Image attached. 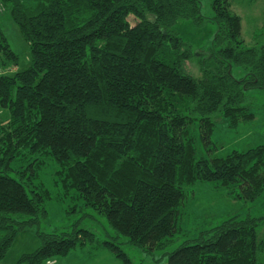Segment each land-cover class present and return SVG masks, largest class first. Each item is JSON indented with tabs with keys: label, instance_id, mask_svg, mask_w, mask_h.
Here are the masks:
<instances>
[{
	"label": "trees",
	"instance_id": "16d2710c",
	"mask_svg": "<svg viewBox=\"0 0 264 264\" xmlns=\"http://www.w3.org/2000/svg\"><path fill=\"white\" fill-rule=\"evenodd\" d=\"M0 3L31 54L28 69L3 74L19 57L0 24V108L9 112L0 118V263L28 229L40 245L17 264H46L96 240L89 229L40 231L44 198L13 168L23 150L49 156L63 186L106 219L114 232L106 244L122 264H133L123 237L147 252L171 246L186 184L236 183L249 201L264 196V146L197 160L190 131L197 122L204 145H213L215 117L248 121L249 92H264V43L246 46L231 0L213 1L217 31L198 53L175 27L205 25L200 0ZM256 36L264 38V14ZM196 57L200 79L188 72ZM234 68L246 74L237 78ZM262 221L228 219L167 253L168 264H260Z\"/></svg>",
	"mask_w": 264,
	"mask_h": 264
},
{
	"label": "rangeland",
	"instance_id": "374dc122",
	"mask_svg": "<svg viewBox=\"0 0 264 264\" xmlns=\"http://www.w3.org/2000/svg\"><path fill=\"white\" fill-rule=\"evenodd\" d=\"M214 0H200L202 14L206 23L201 29L191 23L180 22L175 31L194 51L208 52L217 31L216 25L210 20L214 16L212 3ZM0 3L1 27L8 39L11 49L18 55V65L3 71L12 75L25 71L31 64L29 46L19 28L12 21L9 11ZM232 12L242 18V37L247 47L264 43V38L256 34L263 26L264 0H231ZM196 57L188 64V72L192 77L200 79V60ZM235 77L240 78L246 72L239 68L233 69ZM252 98L250 108L252 117L237 126L230 125L228 119L219 115L215 117L216 126L212 132L213 145L205 146L197 124L190 127L191 135L196 144L197 160L203 158H224L233 151L246 152L264 146V92H249ZM0 118L7 121L8 110L0 108ZM31 166V167H30ZM16 171L27 172L31 186L43 196V204L47 218L42 221L40 231L43 233L64 232L75 228L89 229L96 234L93 244L73 250L67 257L50 260L46 264H122L110 251L106 241H113V230L94 209L87 208L84 201L73 189L67 190L61 183L59 165L49 156L20 152L13 164ZM29 169V170H28ZM17 176L19 173L11 174ZM241 186L236 183L224 185L217 181H197L184 186L185 201L178 218V233L171 246L165 250L143 251L127 243L121 238V247L128 254L133 264H168L167 253H170L186 242L195 240L201 232L222 224L224 221L239 217L251 216L263 219L257 227L258 242L264 244V196L249 201L242 195ZM36 229H28L18 236L8 255L0 264H17L18 259L26 253L36 250L40 243ZM258 262L264 264V248L258 253Z\"/></svg>",
	"mask_w": 264,
	"mask_h": 264
},
{
	"label": "built area",
	"instance_id": "2783aa9c",
	"mask_svg": "<svg viewBox=\"0 0 264 264\" xmlns=\"http://www.w3.org/2000/svg\"><path fill=\"white\" fill-rule=\"evenodd\" d=\"M2 10H3V9H2V8H0V13L2 12ZM0 73H1V72H0ZM0 75H1V74H0Z\"/></svg>",
	"mask_w": 264,
	"mask_h": 264
},
{
	"label": "crops",
	"instance_id": "0c3cea01",
	"mask_svg": "<svg viewBox=\"0 0 264 264\" xmlns=\"http://www.w3.org/2000/svg\"><path fill=\"white\" fill-rule=\"evenodd\" d=\"M2 263V262H1Z\"/></svg>",
	"mask_w": 264,
	"mask_h": 264
}]
</instances>
